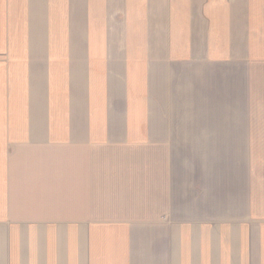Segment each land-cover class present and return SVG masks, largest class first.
I'll use <instances>...</instances> for the list:
<instances>
[{
  "label": "crops",
  "instance_id": "crops-1",
  "mask_svg": "<svg viewBox=\"0 0 264 264\" xmlns=\"http://www.w3.org/2000/svg\"><path fill=\"white\" fill-rule=\"evenodd\" d=\"M0 264H264V0H0Z\"/></svg>",
  "mask_w": 264,
  "mask_h": 264
},
{
  "label": "rangeland",
  "instance_id": "rangeland-1",
  "mask_svg": "<svg viewBox=\"0 0 264 264\" xmlns=\"http://www.w3.org/2000/svg\"><path fill=\"white\" fill-rule=\"evenodd\" d=\"M225 79H229L230 81H232L231 74H227V75L225 76Z\"/></svg>",
  "mask_w": 264,
  "mask_h": 264
}]
</instances>
